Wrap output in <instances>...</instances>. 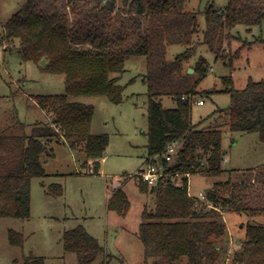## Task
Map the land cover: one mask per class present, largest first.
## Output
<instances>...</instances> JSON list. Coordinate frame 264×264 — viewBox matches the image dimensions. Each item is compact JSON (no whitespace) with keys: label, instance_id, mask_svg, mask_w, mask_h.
Segmentation results:
<instances>
[{"label":"trees","instance_id":"1","mask_svg":"<svg viewBox=\"0 0 264 264\" xmlns=\"http://www.w3.org/2000/svg\"><path fill=\"white\" fill-rule=\"evenodd\" d=\"M46 1L27 0L4 26L2 42L17 40L24 61L63 75L65 92L34 96L36 104L48 113V122L35 123L30 135L0 134V218L28 219L31 180L45 175L40 158L48 153L47 144L53 139H63L72 149L80 148L85 162L91 161L92 174L99 173L108 136L91 133L92 106L70 97L105 96L120 103L123 87L113 74L124 71L128 58L143 56L147 157H161L171 146L177 150L170 164L159 159L166 175L156 185L150 186L139 177L133 182L137 192L150 200L149 205L143 203L135 233L144 257L153 264H218L221 242L227 237L221 215L228 211L247 218L240 226L243 237L231 246V264H264V220L260 219L264 216V166L255 172L261 173L262 181L217 179L224 173L219 124L202 128L191 121L197 84L209 70L203 57L191 66L192 73L184 68L195 53L197 13L186 9L185 0H121L120 16L115 12L118 0H95L89 8L78 4L90 0H65L63 9L57 0ZM88 16L94 18L92 22L86 20ZM204 16L203 44L216 59L231 62L237 53L226 50V45L234 38L233 29L261 25L264 0H229L225 8L209 5ZM96 23L99 27H92ZM170 45L181 47L172 58L167 56ZM224 83L230 102L218 110L219 117L226 116L225 125L230 130L257 132L264 142V81L249 80L243 89L232 87L229 79ZM165 96L174 101L173 108L162 106L160 100ZM197 173L217 179L207 192L204 190L209 207L189 194V176ZM127 181L123 180L107 200V210L120 217H125L130 207L124 190ZM257 184H262L259 203L251 205L247 188ZM48 193L62 195V188L52 185ZM8 237L10 243L21 245L19 233L9 230ZM62 241L65 251L76 254L78 264H93L103 251L82 226L65 231ZM22 264L44 261L27 256Z\"/></svg>","mask_w":264,"mask_h":264},{"label":"rangeland","instance_id":"2","mask_svg":"<svg viewBox=\"0 0 264 264\" xmlns=\"http://www.w3.org/2000/svg\"><path fill=\"white\" fill-rule=\"evenodd\" d=\"M95 0L80 2L79 7H91ZM27 0H0V134L30 135L35 123H47L48 113L35 102L36 95L64 94V76L52 74L33 61H24L18 52V41L2 42L4 26ZM47 2V1H46ZM50 2V0L48 1ZM47 2V3H48ZM229 0H185L186 9L196 12L198 34L195 37L194 56L184 68H191L199 57L209 67L207 75L199 81V92L193 99L191 121L199 127L219 124L222 132L221 145L224 153L219 180L228 177L233 182L262 181L256 169L264 166V142L257 132L230 130L226 116L218 110L229 105V95L224 80L229 79L232 87L243 89L249 80L264 81V22L250 28L236 26L234 38L226 50L237 53L231 62L216 59L203 44L205 30V8H225ZM65 0H57L64 8ZM118 8V10H117ZM121 0L116 2L118 16L121 15ZM93 17L86 20L93 21ZM126 22V17H122ZM92 27H99L98 23ZM181 51L179 45L167 48L168 58ZM146 62L143 56H132L125 61L124 71L117 76L123 87L120 103L110 102L105 96L70 97L71 100L93 108L92 134H106L108 145L100 162L99 173L91 172V161L86 163L84 152L70 148L63 139H53L47 144L48 153L41 156L45 175L31 180L30 214L28 219L0 218V264H22L27 256L40 257L44 264H78L75 253L64 249L62 236L67 230L82 226L102 246L103 251L93 264H153L144 257L143 246L135 233L140 222L144 201L133 182L147 158V85L144 80ZM215 90L213 94L200 93ZM203 100V105L198 104ZM164 108H173L170 97H162ZM216 178L203 174L189 176V194L209 188ZM123 180L125 193L130 203L125 217L107 210V200ZM118 184V185H117ZM60 185L62 195H49L50 186ZM117 185V186H115ZM247 199L258 205L262 184L247 188ZM148 199V200H146ZM210 202L207 203L209 207ZM260 219L264 220V216ZM227 237L221 242L222 250L218 264H231V246L243 237L240 228L246 223L245 215L225 211L221 215ZM13 230L22 236L21 245L10 243L8 232ZM227 241V242H226Z\"/></svg>","mask_w":264,"mask_h":264},{"label":"built area","instance_id":"3","mask_svg":"<svg viewBox=\"0 0 264 264\" xmlns=\"http://www.w3.org/2000/svg\"><path fill=\"white\" fill-rule=\"evenodd\" d=\"M202 101H198V104H202ZM176 147L171 146L164 152L161 157L159 156H151L147 157L140 170L137 173V177L141 178L144 182H147L150 186L156 185L160 179L166 175L164 173L163 164L159 159L164 160L166 163L170 164L174 160V156L176 154ZM168 175V174H167ZM175 181V180H174ZM205 204L208 203L206 193H199L198 197Z\"/></svg>","mask_w":264,"mask_h":264},{"label":"water","instance_id":"4","mask_svg":"<svg viewBox=\"0 0 264 264\" xmlns=\"http://www.w3.org/2000/svg\"><path fill=\"white\" fill-rule=\"evenodd\" d=\"M41 65H43V66L46 65V61H45V59H42V60H41ZM187 72H188V73H192V72H193V69H192V68H189ZM224 153H225V152H223V154H224ZM205 192H207V189L205 190Z\"/></svg>","mask_w":264,"mask_h":264},{"label":"crops","instance_id":"5","mask_svg":"<svg viewBox=\"0 0 264 264\" xmlns=\"http://www.w3.org/2000/svg\"><path fill=\"white\" fill-rule=\"evenodd\" d=\"M201 105H203V104H201ZM118 185V184H117ZM117 185H115V186H117Z\"/></svg>","mask_w":264,"mask_h":264}]
</instances>
